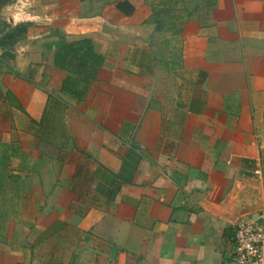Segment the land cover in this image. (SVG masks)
Masks as SVG:
<instances>
[{
	"label": "crops",
	"instance_id": "1",
	"mask_svg": "<svg viewBox=\"0 0 264 264\" xmlns=\"http://www.w3.org/2000/svg\"><path fill=\"white\" fill-rule=\"evenodd\" d=\"M35 1L0 46V264H236L258 212L233 221L231 192L264 191V0ZM79 38L104 58L82 99L55 64Z\"/></svg>",
	"mask_w": 264,
	"mask_h": 264
},
{
	"label": "trees",
	"instance_id": "2",
	"mask_svg": "<svg viewBox=\"0 0 264 264\" xmlns=\"http://www.w3.org/2000/svg\"><path fill=\"white\" fill-rule=\"evenodd\" d=\"M126 4L120 3L118 8L122 9ZM29 27L30 24L18 25L0 40V46L2 48L13 46L25 37ZM55 64L68 73L63 83L64 93L82 99L89 85L97 78L99 70L104 64V58L96 53L91 39L79 38L67 42L56 51Z\"/></svg>",
	"mask_w": 264,
	"mask_h": 264
},
{
	"label": "built area",
	"instance_id": "3",
	"mask_svg": "<svg viewBox=\"0 0 264 264\" xmlns=\"http://www.w3.org/2000/svg\"><path fill=\"white\" fill-rule=\"evenodd\" d=\"M35 4V0H19L13 10V21L15 23L29 21L34 16L32 8ZM262 149L264 150V140ZM255 175L264 181L261 169H257ZM234 241V263L264 264V194L263 207L257 215L254 218L242 219L237 222Z\"/></svg>",
	"mask_w": 264,
	"mask_h": 264
},
{
	"label": "water",
	"instance_id": "4",
	"mask_svg": "<svg viewBox=\"0 0 264 264\" xmlns=\"http://www.w3.org/2000/svg\"><path fill=\"white\" fill-rule=\"evenodd\" d=\"M263 194V190L254 186H250L242 192H239L238 188L235 186L231 192V198H236L235 204L240 207L241 210L236 216L232 217V220L236 221L245 215L259 212L263 207Z\"/></svg>",
	"mask_w": 264,
	"mask_h": 264
},
{
	"label": "flooded vegetation",
	"instance_id": "5",
	"mask_svg": "<svg viewBox=\"0 0 264 264\" xmlns=\"http://www.w3.org/2000/svg\"><path fill=\"white\" fill-rule=\"evenodd\" d=\"M19 0H0V40L18 25L13 21V10ZM11 26V27H9Z\"/></svg>",
	"mask_w": 264,
	"mask_h": 264
},
{
	"label": "rangeland",
	"instance_id": "6",
	"mask_svg": "<svg viewBox=\"0 0 264 264\" xmlns=\"http://www.w3.org/2000/svg\"><path fill=\"white\" fill-rule=\"evenodd\" d=\"M32 11L33 13H37L38 12V8H37V2L35 4V6L32 8ZM17 20V19H16ZM30 23V20L29 21H25L23 23H19L18 25H21V24H29ZM11 27V26H9ZM10 47H13V46H10ZM13 50V48H12ZM261 112H262V118H263V127H264V106L261 108ZM264 133V132H263Z\"/></svg>",
	"mask_w": 264,
	"mask_h": 264
}]
</instances>
